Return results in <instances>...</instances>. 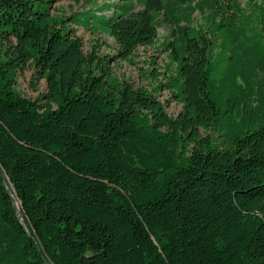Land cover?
Listing matches in <instances>:
<instances>
[{
	"label": "trees",
	"instance_id": "1",
	"mask_svg": "<svg viewBox=\"0 0 264 264\" xmlns=\"http://www.w3.org/2000/svg\"><path fill=\"white\" fill-rule=\"evenodd\" d=\"M88 1L0 0V264H264V0ZM151 46V91L112 76Z\"/></svg>",
	"mask_w": 264,
	"mask_h": 264
},
{
	"label": "rangeland",
	"instance_id": "2",
	"mask_svg": "<svg viewBox=\"0 0 264 264\" xmlns=\"http://www.w3.org/2000/svg\"><path fill=\"white\" fill-rule=\"evenodd\" d=\"M242 2V1H240ZM100 3V0L97 2ZM90 6L88 0H54L51 14L53 17L66 19L67 17L86 11ZM71 28H73L71 26ZM77 36L81 39L84 54L95 53L96 57L103 61L116 55L117 46L113 39L99 33H90L81 27H74ZM159 37L166 35V31L159 30ZM166 55L161 54L155 47H139L133 55L131 62L115 61L109 59L107 67L111 70L112 76L120 83H128L133 88H144L151 91L159 81H162V73L165 72ZM157 68V70L155 69ZM148 70H152L160 75L157 79L146 75ZM16 89L20 94L32 101L41 98L45 93V81L41 79L33 65L18 73L16 79ZM157 98L165 106V111L169 117L175 118L181 110V105L173 101L167 91H161ZM203 135H205L203 133Z\"/></svg>",
	"mask_w": 264,
	"mask_h": 264
}]
</instances>
